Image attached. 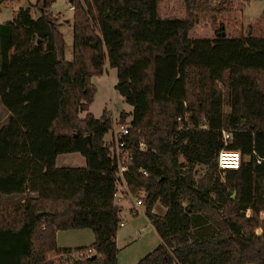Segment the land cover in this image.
<instances>
[{
    "label": "trees",
    "instance_id": "obj_1",
    "mask_svg": "<svg viewBox=\"0 0 264 264\" xmlns=\"http://www.w3.org/2000/svg\"><path fill=\"white\" fill-rule=\"evenodd\" d=\"M54 1L35 0L0 23V195L23 200L0 205V264H52L51 254L71 250L56 249V233L80 229L92 233L95 258L72 264L116 263L120 211L103 140L112 120L88 112L91 79L105 65L131 108L118 118H129L131 166L165 172L166 187L144 199L159 244L136 264H264V35L192 39L208 0H183L182 19L161 18L160 0H74L66 60L61 23L48 12ZM183 116L187 129L177 130ZM221 131L240 156L222 175ZM72 153L83 167H56Z\"/></svg>",
    "mask_w": 264,
    "mask_h": 264
},
{
    "label": "rangeland",
    "instance_id": "obj_2",
    "mask_svg": "<svg viewBox=\"0 0 264 264\" xmlns=\"http://www.w3.org/2000/svg\"><path fill=\"white\" fill-rule=\"evenodd\" d=\"M14 1V2H13ZM72 0H55L48 12L61 23L60 31L63 35L66 50L65 58L70 59L71 56V15L72 11L68 8ZM211 6V11L201 12L199 15V22L194 26L190 35L192 39H214L219 32H223L224 36L228 37H243L248 34V30L256 36L264 35V19L258 18L264 13V0H208ZM12 2V3H10ZM35 0H20V5L31 6ZM10 3V4H8ZM17 0L0 1V23L4 22L5 17H9L12 6L13 10L17 4ZM223 3V4H221ZM227 3V4H225ZM7 4V6H4ZM220 5L226 8L223 13H216V9ZM32 9V8H31ZM158 12L161 18L170 19L185 17V10L183 0H160L158 5ZM32 16H36V12L32 9ZM91 83L95 86V94L92 103L88 107V112L94 118H98L102 110H105L108 116L113 120L119 118L120 112H128L129 108L126 106L121 97L116 94L113 86L116 83L115 71L109 69L107 65L103 67L102 75L92 78ZM225 112L228 110L225 108ZM6 116L5 111L0 104V124L4 121ZM83 117V113L79 114ZM129 121V118L127 119ZM104 142L109 141V133L103 136ZM67 158V159H66ZM66 159L67 167L76 168L84 165L83 158L74 153L63 156ZM60 161V160H59ZM60 164V163H58ZM195 178H198L203 168L197 166ZM158 184L154 187L163 189L166 187L165 172L163 170H156ZM160 179H162L160 181ZM9 203L13 201H8ZM0 205H4V196L0 195ZM144 208H140L137 216L131 217L127 213H121L123 220V227H118L115 236L116 246V263L115 264H136L145 254L151 252L159 243V240L149 225L147 219L143 214ZM155 215H162L163 209L157 204L154 207ZM249 212H245L248 216ZM260 218H264V213H260ZM142 231V233H139ZM255 234H260V229H256ZM56 238V237H55ZM93 241V236L90 230H69L59 231L57 234L56 244L59 247L73 248L74 246H87Z\"/></svg>",
    "mask_w": 264,
    "mask_h": 264
},
{
    "label": "built area",
    "instance_id": "obj_3",
    "mask_svg": "<svg viewBox=\"0 0 264 264\" xmlns=\"http://www.w3.org/2000/svg\"><path fill=\"white\" fill-rule=\"evenodd\" d=\"M73 1H71L68 8L70 11L73 10ZM185 119V116L176 118L177 130L187 129V127L184 128ZM128 131L129 121L126 120L120 123L118 119H113L108 131L109 141L105 142L108 146L109 157L114 166L113 204L120 211L118 227H123L121 213L125 212L131 217L137 216L140 208H144L147 189H157L154 185L159 183L156 179V170L148 167L133 168L131 166V155L127 150L125 141ZM220 134L223 147L216 154L215 164L217 172L222 175L227 170H235L238 168L240 156L238 151L225 148L230 134L226 131H221ZM138 149L141 151L144 150L143 142L138 143ZM139 233H142V231H139ZM92 255V248L82 247L68 251L54 252L49 256V259L52 264H72L75 261L89 258Z\"/></svg>",
    "mask_w": 264,
    "mask_h": 264
},
{
    "label": "crops",
    "instance_id": "obj_4",
    "mask_svg": "<svg viewBox=\"0 0 264 264\" xmlns=\"http://www.w3.org/2000/svg\"><path fill=\"white\" fill-rule=\"evenodd\" d=\"M14 2V1H13ZM17 4L14 6V7H16V10L19 8V7H24V6H22V5H20V0H17ZM10 3H12V2H10ZM10 3H8V4H10ZM4 6H7V4H4ZM8 7H10L12 10H11V12H10V15H9V17H5V19H4V22L3 23H6V22H10L11 21V19H12V16H13V14H14V12L16 11V10H13V8H12V6L10 5H8ZM250 33V30H248V34ZM226 37H228V36H226ZM231 38V37H230ZM234 38H238V37H234ZM2 107V106H1ZM129 108V111L131 110V108L130 107H128ZM4 110V109H3ZM128 111V112H129ZM72 154H74V153H72ZM64 155H67V154H62V155H58L57 157H56V159H55V165H56V167H58V168H66L67 167V162H66V159H63V156ZM60 160V161H59ZM58 163H60V164H58ZM84 166V165H83ZM83 166H79V167H83ZM13 201V202H11V203H9L8 201ZM22 203L23 202V200H22V196H4V204H16V203ZM153 211H154V209H153ZM248 212V211H247ZM154 213V212H153ZM163 213H164V211H163ZM155 214V213H154ZM151 226V225H150ZM152 228V227H151ZM153 229V228H152ZM154 231V230H153ZM59 232H57L56 233V238H55V245H56V249H58V250H62V249H75V248H81V247H88L90 244H92V242L89 244V245H87V246H84V245H79V246H74L73 248H65V247H59V246H57V244H56V239H57V234H58ZM159 244V243H158ZM146 255V254H145ZM4 264H8V262L6 261Z\"/></svg>",
    "mask_w": 264,
    "mask_h": 264
},
{
    "label": "water",
    "instance_id": "obj_5",
    "mask_svg": "<svg viewBox=\"0 0 264 264\" xmlns=\"http://www.w3.org/2000/svg\"><path fill=\"white\" fill-rule=\"evenodd\" d=\"M221 36L224 37V33H223V32L221 33ZM231 198H233V194H232ZM94 258H95V256L92 255V256H90V257L88 258V260H92V259H94Z\"/></svg>",
    "mask_w": 264,
    "mask_h": 264
}]
</instances>
